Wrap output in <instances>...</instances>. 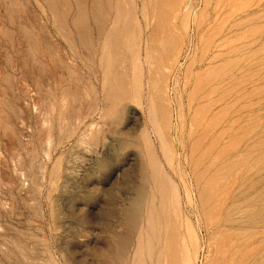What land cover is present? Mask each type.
<instances>
[{"label": "rangeland", "instance_id": "374dc122", "mask_svg": "<svg viewBox=\"0 0 264 264\" xmlns=\"http://www.w3.org/2000/svg\"><path fill=\"white\" fill-rule=\"evenodd\" d=\"M0 264H264V0H0Z\"/></svg>", "mask_w": 264, "mask_h": 264}, {"label": "bare ground", "instance_id": "6f19581e", "mask_svg": "<svg viewBox=\"0 0 264 264\" xmlns=\"http://www.w3.org/2000/svg\"><path fill=\"white\" fill-rule=\"evenodd\" d=\"M204 99V98H203ZM207 102V101H206Z\"/></svg>", "mask_w": 264, "mask_h": 264}]
</instances>
